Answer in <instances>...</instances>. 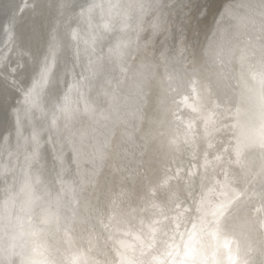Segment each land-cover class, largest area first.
I'll use <instances>...</instances> for the list:
<instances>
[{"label":"bare ground","instance_id":"6f19581e","mask_svg":"<svg viewBox=\"0 0 264 264\" xmlns=\"http://www.w3.org/2000/svg\"><path fill=\"white\" fill-rule=\"evenodd\" d=\"M59 2L0 0V47L5 27L22 48L35 51L45 44ZM92 2L68 0L73 13ZM154 2L95 0L105 15L109 3L121 6L112 13L118 21L115 31L100 47L106 52L118 42L128 41L129 46L122 59H106L103 75L83 89L95 118L83 116V124L71 133L63 131L65 137L75 133L77 142L83 137L85 155L75 158L70 146L65 149L70 171L57 178V139L44 145L43 183L29 185L28 169L20 167L23 155L12 162L18 180L12 173L0 176L2 264H21L22 248L34 254L38 250L43 255L35 258H46L49 264H264V154L248 151L264 140L237 143L232 159L223 164L227 157L203 138L202 122L194 119L203 115L202 109L207 112L210 94L262 102L264 0H163L171 17L168 31L154 29L156 20L147 15ZM202 9L206 15L201 16ZM133 56L139 63L130 80L126 70ZM156 65L167 68V78L154 74ZM17 98L0 82V134L11 126L8 109ZM25 135L31 136L30 128ZM161 135L167 142L164 150ZM110 146L114 159L106 166ZM98 147L102 159L93 158ZM5 161L7 153L0 155V164ZM193 192L205 215L214 216L213 210L223 204L222 215L216 217L227 210L231 222L215 231L210 243L203 240L201 226L179 246L166 242L161 207L174 209L171 202L178 193L183 199ZM46 216L50 223L43 225ZM12 238L15 248L9 245ZM190 241L192 252L186 255Z\"/></svg>","mask_w":264,"mask_h":264},{"label":"snow or ice","instance_id":"6c2138e0","mask_svg":"<svg viewBox=\"0 0 264 264\" xmlns=\"http://www.w3.org/2000/svg\"><path fill=\"white\" fill-rule=\"evenodd\" d=\"M150 6L161 9L162 0H155ZM98 7L101 9L99 22L96 21ZM120 8L119 3H109L105 15L104 6L97 5L93 0L92 3L81 6L78 13H73L70 11L68 0H60L57 18L49 32L48 40L35 51L32 48L20 47L16 43L15 33L8 27L3 29L5 39L3 46L0 47V82L16 92L18 98L15 105L8 109L11 126L5 127L0 134V155L7 153L8 156V161L0 164V176L6 177L12 173L13 180H18L12 162H19L20 156L23 155L24 160L20 167L21 169L27 167L26 179L29 185L33 181L43 183L42 171L46 167L42 162L44 145L57 139L61 142L59 151L54 149L59 166L57 178L62 179V176L70 171V168H65L67 147L70 146L75 158L85 155L82 147L83 137L77 142L71 134L65 137L61 129L62 127L66 129L81 116L95 118L94 110L89 107L83 89L93 86L103 75L106 59L110 60L113 56L122 59L124 49L129 46L130 42L123 41L114 46L109 45L106 52L100 47L107 36L115 31L118 21L112 13L113 10ZM139 9L143 13L144 5H139ZM206 12V9H202L201 16L206 15ZM166 16V12L157 16L154 29L160 27ZM124 18H127V13H124ZM128 26L126 23L122 24V27ZM180 31L184 32L183 27ZM261 51L264 52V48ZM207 53L208 50L205 49L204 54ZM29 128L30 137L25 135V130ZM96 157L102 159V149L99 147L93 158ZM225 207L223 204L217 206L213 210V215L217 217L222 215ZM48 223L50 217L46 216L42 224ZM32 235L36 233L33 232ZM9 245L12 248L17 247L16 238H12ZM186 248L185 254L190 255L191 241ZM42 255L37 250L31 262L22 258L21 264H49L46 258H35Z\"/></svg>","mask_w":264,"mask_h":264},{"label":"clouds","instance_id":"9594fccd","mask_svg":"<svg viewBox=\"0 0 264 264\" xmlns=\"http://www.w3.org/2000/svg\"><path fill=\"white\" fill-rule=\"evenodd\" d=\"M162 4L161 9L149 6L147 15L156 20L157 16L166 12V19H164L159 29L161 31H168L171 28V17L168 12V5L163 0ZM145 23L150 25L152 21L146 20ZM143 30L141 28L137 31V38H139L140 32ZM138 63L135 56H133V62H130V66L126 70L128 79L135 78L138 71ZM186 70L194 71V69ZM154 74L161 78H167L168 70L167 68L161 69L159 65H156ZM57 95H59L58 89ZM205 107L207 108V112L202 109L203 115L197 114L194 119H199L202 122L203 138L215 142L217 151L222 152L227 157L223 161V164H228L232 159V147L237 143L251 139L264 140V97H262V102L259 105H255L242 98L233 101L225 99L220 95H216L213 98L210 94ZM209 115L211 116L210 120ZM84 122L85 118L81 116L69 124L66 129L62 127L61 131L71 133L77 124H83ZM72 135H75V133H72ZM158 141L159 147L161 150H164L167 147L165 137L161 135ZM115 143L116 147H118V142ZM114 151L115 149L110 146L109 155L105 161L106 166H111L110 161L114 159ZM248 151H259L264 154V144H260L259 146L252 145L248 148ZM182 197L183 193H178L176 200L171 202L175 204L174 209L171 206L167 208L161 207L159 211V215L163 217V222L167 227V231L164 233L167 238L166 242L179 246L189 238L193 229L201 226L203 228V240L206 243H210L213 233L231 222V217L227 210H225L224 216L220 218L205 215L199 207L194 192L189 194L188 198L182 199ZM21 255L23 259L31 262L35 254L27 248H22Z\"/></svg>","mask_w":264,"mask_h":264}]
</instances>
